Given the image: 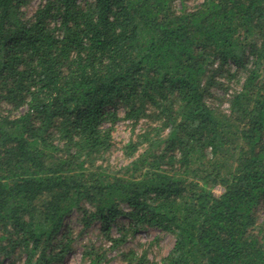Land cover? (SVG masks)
<instances>
[{
  "label": "trees",
  "instance_id": "16d2710c",
  "mask_svg": "<svg viewBox=\"0 0 264 264\" xmlns=\"http://www.w3.org/2000/svg\"><path fill=\"white\" fill-rule=\"evenodd\" d=\"M31 1L0 0V264L91 228L85 264L142 230L171 250L124 264H264V0Z\"/></svg>",
  "mask_w": 264,
  "mask_h": 264
},
{
  "label": "rangeland",
  "instance_id": "374dc122",
  "mask_svg": "<svg viewBox=\"0 0 264 264\" xmlns=\"http://www.w3.org/2000/svg\"><path fill=\"white\" fill-rule=\"evenodd\" d=\"M40 0H32L31 8L27 12V15H31L33 12V8L37 7ZM121 114V113H120ZM131 128L127 124V122L120 121L117 125V129L114 133L115 140L118 143L126 142L130 138ZM115 163L119 162L120 164L125 163V160L121 158V152L118 151L116 155L112 159ZM221 186L215 188L216 194L222 192ZM76 216L72 218L69 222L72 224L74 228L79 229L81 226L79 223L75 222L74 219ZM76 229V230H77ZM92 229V228H91ZM87 231L79 240L74 243V247L70 250L69 254L65 257L63 264H85L82 258L83 246L87 242H94L96 244H105L110 246L111 243L105 239V237L95 229ZM114 235H118L117 231L114 227ZM162 235V236H161ZM156 236H160V244L161 246L154 247L153 255L158 254H167L171 250L173 246V240L169 236H165L159 233L156 230H142L135 234L133 238H130L120 249H113L109 252L110 258H112L109 264H124V256L122 252L124 250H128L129 248H139L141 243H145L151 240H154ZM24 260V259H23ZM23 260H15L13 264H23ZM2 264H12L11 261L5 260Z\"/></svg>",
  "mask_w": 264,
  "mask_h": 264
}]
</instances>
